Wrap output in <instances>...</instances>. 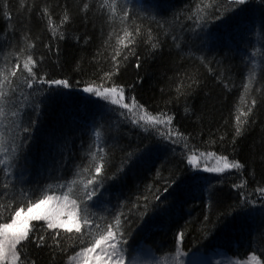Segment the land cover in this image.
Returning <instances> with one entry per match:
<instances>
[{
    "label": "trees",
    "instance_id": "16d2710c",
    "mask_svg": "<svg viewBox=\"0 0 264 264\" xmlns=\"http://www.w3.org/2000/svg\"><path fill=\"white\" fill-rule=\"evenodd\" d=\"M198 3L118 0L117 14L110 19L103 0H0V63L10 61L14 67L13 54L32 43L20 58V72L27 76L23 59L31 54L38 61L37 77L70 84L18 89L17 104L23 101L21 91L29 94L21 126L32 131L21 134L30 139L16 161L14 186L0 187V199L7 202L24 191L39 195L49 184L72 179L90 163L89 153L103 147L102 197L90 212L104 228L123 213L126 259L144 249L157 258L171 256L179 247L187 255H224L237 261L255 257L264 264V198L257 192L264 188V3L249 0L215 22L212 17L219 13L206 9L199 24ZM219 7L223 11L231 5L222 0ZM124 11L129 15L121 23ZM125 28L135 37L127 47L118 44ZM153 43L159 47L153 49ZM117 50L118 72L112 59ZM253 65L258 76L246 93L243 86ZM106 73L115 74L109 78ZM89 84L122 86L125 103L135 97L149 114L172 116V124L145 132L131 123L127 110L85 93ZM173 131L186 139L170 136ZM201 153L238 160L244 167L219 174L196 171L188 157ZM6 180L0 173V185ZM241 181L246 186L234 187ZM33 223L45 240L42 247L31 237L24 242L25 264H67L88 246L75 230Z\"/></svg>",
    "mask_w": 264,
    "mask_h": 264
},
{
    "label": "snow or ice",
    "instance_id": "6c2138e0",
    "mask_svg": "<svg viewBox=\"0 0 264 264\" xmlns=\"http://www.w3.org/2000/svg\"><path fill=\"white\" fill-rule=\"evenodd\" d=\"M249 0H227L228 5L231 7H225L221 11L219 5L222 0H201V3L196 5L197 23H201L205 20L204 12L206 9H215L218 15L212 17L213 22L216 20H224L229 13L235 12L240 6L245 5ZM264 3V0H261ZM103 6L108 7L111 10V18H114L118 11V0H103ZM88 5L85 4V9ZM47 14V9L44 10ZM129 13L123 12V16L120 17V22L124 23L127 20ZM211 15V12H209ZM69 17L65 14L63 20L67 21ZM49 28L52 29V18L48 19ZM140 29L137 28V33ZM6 35V34H5ZM56 32L53 30V36ZM132 37V33L125 28L124 35L119 38L118 44L127 47L132 44L135 37ZM63 39V34L60 36ZM127 39V44L125 40ZM152 37L149 35V40ZM34 45L28 43L26 48H21L18 53H14L16 63L15 66H9L10 61L0 63V173L7 178L0 187L5 190L12 188V178L16 168V161L19 158L22 147L27 146L29 137H24L22 133H31L30 127H22V110L26 103L29 101V94L21 91L20 96H23V101L17 104V91L21 85L26 86L27 89H33L37 84H48L49 86H62L69 88L70 84L67 80H47L44 76L37 77L35 69L38 65V61L33 58V55L28 54L23 59V71L27 73L25 77L20 72V58L28 49H32ZM153 49L159 47L158 43L151 45ZM121 55V50H117L115 56L112 57L114 64L116 65V71L118 72V60L117 57ZM128 59L127 56L124 57ZM139 67V63H137ZM115 73H106L107 77H111ZM261 75H264V68L261 69ZM258 76L256 66L253 65L249 69L247 76V83L244 84V91L247 93L251 90L253 83ZM85 93L94 94L104 100L110 101L113 105H119L121 108L127 110V113L131 116V123L141 128V130L147 132L151 128H155L156 125H162L167 122L168 125L172 124L173 117L164 115L153 116L147 112L144 106L139 105L135 97H131V103H125L124 91L122 86L113 85L112 87L95 86L89 84L83 88ZM259 91V89H258ZM255 106L256 101H252ZM36 112L39 114L40 105H35ZM137 110V111H134ZM189 109L185 108V112ZM252 111V108L248 109V113ZM248 113H242L248 115ZM123 115V113H122ZM239 121V117H237ZM142 122V123H141ZM33 125L35 121L32 122ZM242 134L240 126L236 127V136ZM97 140L101 137V132L95 133ZM163 135V134H162ZM170 136L183 137V134L178 132H171ZM170 136H166V139H170ZM176 142V141H173ZM104 148L99 147L98 151H92L89 153L91 160L88 166L74 173L73 178L63 181L62 183L53 185L49 184L39 195L34 192L24 191L21 197L12 196L5 199H0V264H25L22 259L24 242L29 241L31 237L32 241L37 242V247H42L44 244L45 236H37V225L33 222L44 221L46 222L47 229H65L68 233H72L73 229L75 233L80 234V243L83 245L88 244L86 247H82L80 251L76 252L74 256L69 257L74 264H125V245L127 239L122 231V220L126 219L123 213H118L114 216L112 222L107 223V227L104 228L101 223H98L93 219V214L90 212V207L95 206L102 197L100 188L103 184L102 169L104 168L105 156L103 155ZM203 156L204 154L201 153ZM208 156H213L214 153H208ZM198 158L193 155L188 157V163L195 167V161ZM217 166L205 168L204 171L213 173H224L229 169L242 170L243 165L238 161H228L225 156H218ZM223 162V166H219L220 162ZM94 168V174L92 169ZM88 174V178L85 180L84 174ZM174 183V181H173ZM82 185V187H78ZM246 186L245 181H241V184L234 185V187L241 188ZM171 187V184L169 185ZM168 189L166 188L165 191ZM257 192L264 198V188H258ZM59 193V194H57ZM99 194V195H98ZM0 193V196H3ZM159 199V196L156 197ZM242 202L246 199L243 192L241 193ZM255 203L254 201H250ZM56 235H59L57 233ZM56 240V236L52 237ZM183 233L178 234L177 244L182 243ZM59 242L57 241V244ZM180 249L177 247V252ZM255 259V257H253Z\"/></svg>",
    "mask_w": 264,
    "mask_h": 264
},
{
    "label": "rangeland",
    "instance_id": "374dc122",
    "mask_svg": "<svg viewBox=\"0 0 264 264\" xmlns=\"http://www.w3.org/2000/svg\"><path fill=\"white\" fill-rule=\"evenodd\" d=\"M108 101V100H107ZM110 102V101H109ZM142 123V122H141ZM198 159L195 161V167H191L196 171H204L205 168H210L217 166V159L213 156L208 155H197ZM219 166H223L221 161ZM207 172V171H204ZM213 173V172H210ZM219 174V173H217ZM44 224L46 222L39 221ZM74 230V229H73ZM180 249V248H179ZM67 264H74L73 261L69 260ZM125 264H259L257 259L250 257L245 261L233 260L224 255H203V254H185L181 250L179 253L176 251L171 256H166L162 258H157L148 250L144 249L142 252H139L131 259L125 258Z\"/></svg>",
    "mask_w": 264,
    "mask_h": 264
}]
</instances>
